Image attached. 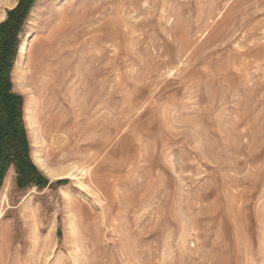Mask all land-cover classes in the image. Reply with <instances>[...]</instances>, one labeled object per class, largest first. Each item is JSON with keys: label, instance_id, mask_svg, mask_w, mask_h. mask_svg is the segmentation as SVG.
<instances>
[{"label": "rangeland", "instance_id": "obj_1", "mask_svg": "<svg viewBox=\"0 0 264 264\" xmlns=\"http://www.w3.org/2000/svg\"><path fill=\"white\" fill-rule=\"evenodd\" d=\"M58 10L70 23L53 31ZM47 35L62 95L83 82L89 106L65 100L66 151L42 130L36 154L102 156L91 193L32 159L15 71L21 40ZM19 45L12 92L47 186L20 190L10 168L3 264H264V0H34Z\"/></svg>", "mask_w": 264, "mask_h": 264}, {"label": "bare ground", "instance_id": "obj_2", "mask_svg": "<svg viewBox=\"0 0 264 264\" xmlns=\"http://www.w3.org/2000/svg\"><path fill=\"white\" fill-rule=\"evenodd\" d=\"M15 3H16L15 0H11L10 7H14ZM57 15H58V22L56 26L53 28V31L56 29L66 28L70 23V21H68V19L63 15L61 10L57 11ZM4 19H5V14L1 12L0 22H2ZM171 19L172 18L170 14L168 18V22ZM105 29L110 30L109 22L103 27L102 30L104 31ZM35 39L36 36H31L29 39L24 38L21 40L18 51V58L20 61L19 63H17L16 71H15L18 76V85L20 86L22 85L25 90L29 91V95H28L29 97L24 104L23 111H24L25 126L29 134L31 135V147L34 149L32 151L33 152L32 159L36 167L40 171H42L51 180V182L68 178L71 181L72 180L75 181V184L78 186V188L85 189L86 191H90L91 193L93 192L92 189L96 188V184H95L96 180L94 181L92 180V172L94 170L95 162L98 159H100V157L102 156L93 155L92 154L93 150H92L91 154L89 153L86 157L83 158L78 157L76 155L78 159L76 160V162L72 164L68 163L67 165H60L59 167L58 166L49 167L46 165V162L43 160V158L36 154L38 152V147L42 148L46 146L45 145L46 139L43 137L42 134V130H45V132H48L50 143H52V145L55 144L59 148L57 156L59 155L60 157H62V153L64 154V151H66L67 149L66 146L64 145L68 140V136H70V135L67 136V126L69 122L67 120V107H66L68 105L66 104L68 102H66L65 100H68L69 103L72 104L77 103L78 104L77 106L80 105L81 107H83L82 110H84L85 107L89 106V93H88L89 89L88 90L85 89L87 87L85 83L82 82L81 84V82H79L77 85L73 87H68L69 89H67V94L62 95L63 90L61 88V85L58 83L59 82L58 78L60 77V70L62 74L65 73L63 72L64 71L63 68L65 67L64 66L65 61H63V63H60L61 61L60 56L63 52L62 51L63 47H56L53 53L46 55L45 53H43V50H45L46 47L50 46L53 43V36L47 35L45 37H42L41 39H39V42L37 41L38 42L37 45H33ZM110 39H111L110 47H114L115 44H118V38L116 37L113 30H110ZM44 58H46L47 60H45ZM56 61H59L57 65H56ZM24 76L27 78L25 80V84L23 81ZM62 76H64V74ZM71 84L73 85L72 82ZM64 102H66V104ZM71 112H74L75 114V111L71 110ZM39 117L43 118L44 120V125L42 129H40L38 124ZM40 151H42V149ZM51 157L53 156L51 155ZM11 186H12V169L9 170V172L6 174L4 178L3 186L0 192V205L6 203L7 193L11 188ZM98 200L101 201L100 199ZM101 203L102 202H100V204ZM105 204L107 203L105 202ZM2 217H3V209L0 211V221ZM3 252H2V246L0 245V264L4 263Z\"/></svg>", "mask_w": 264, "mask_h": 264}, {"label": "trees", "instance_id": "obj_3", "mask_svg": "<svg viewBox=\"0 0 264 264\" xmlns=\"http://www.w3.org/2000/svg\"><path fill=\"white\" fill-rule=\"evenodd\" d=\"M34 0H19L0 23V186L8 170L15 171L20 190L47 186L30 160L29 144L22 121V96L12 92L10 74L14 66L23 24Z\"/></svg>", "mask_w": 264, "mask_h": 264}]
</instances>
